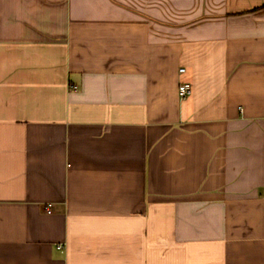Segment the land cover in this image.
<instances>
[{
	"label": "crops",
	"instance_id": "crops-1",
	"mask_svg": "<svg viewBox=\"0 0 264 264\" xmlns=\"http://www.w3.org/2000/svg\"><path fill=\"white\" fill-rule=\"evenodd\" d=\"M0 264H264V0H0Z\"/></svg>",
	"mask_w": 264,
	"mask_h": 264
},
{
	"label": "built area",
	"instance_id": "built-area-1",
	"mask_svg": "<svg viewBox=\"0 0 264 264\" xmlns=\"http://www.w3.org/2000/svg\"><path fill=\"white\" fill-rule=\"evenodd\" d=\"M184 69L181 68L180 71H183ZM74 88V86H73ZM191 92V84L188 82H182L179 84L178 86V94L181 98H185L186 96H188ZM60 247V246H58Z\"/></svg>",
	"mask_w": 264,
	"mask_h": 264
}]
</instances>
